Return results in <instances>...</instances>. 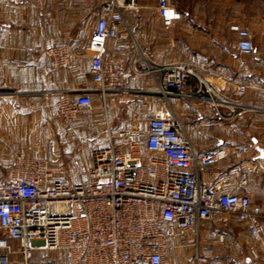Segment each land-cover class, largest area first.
Listing matches in <instances>:
<instances>
[{"label": "crops", "instance_id": "1", "mask_svg": "<svg viewBox=\"0 0 264 264\" xmlns=\"http://www.w3.org/2000/svg\"><path fill=\"white\" fill-rule=\"evenodd\" d=\"M102 2L0 0V148L12 159L26 152L49 160L81 161L92 150L107 147L120 131H138L146 139L144 122L163 110L179 118L198 156L230 151L229 157L213 166L192 168L201 182L209 186L219 182L225 191L262 200L264 0H188L187 4L171 0L181 18L170 27L159 15L158 0H136L137 10L124 11L119 37L109 43L121 47L110 54L123 70L124 86L123 91L108 94L106 106L90 73L94 54L87 49ZM233 23L250 31L256 49L253 56L237 57ZM60 45L74 54L68 68L54 67L45 53ZM176 63L191 65L195 74L185 76L181 89H169L165 68ZM206 79L216 102L210 100ZM239 84L247 86L243 97L230 91ZM61 93L72 99L87 94L94 108L81 112L67 126L56 118ZM221 96L238 100L245 113L234 116L217 103ZM241 146L249 152L237 158L234 151ZM75 165H69L70 170L76 171ZM199 235L200 248H214L207 264H264V239L258 245L259 259L252 262L251 235L236 218L205 221ZM171 244L167 264H191L193 249ZM36 255L41 262L30 264H70L64 252H52L49 258L40 252ZM10 261L24 264L20 254Z\"/></svg>", "mask_w": 264, "mask_h": 264}, {"label": "built area", "instance_id": "2", "mask_svg": "<svg viewBox=\"0 0 264 264\" xmlns=\"http://www.w3.org/2000/svg\"><path fill=\"white\" fill-rule=\"evenodd\" d=\"M135 1L104 0L89 39L87 49L94 54L90 73L104 106L110 92L123 91V70L110 54L121 47L109 43L119 37L124 11L137 10ZM158 11L166 27L181 18L171 0H158ZM230 30L238 37L237 57L253 56L256 49L250 31L240 23H233ZM45 53L56 68H68L74 57L64 45ZM165 69L169 89H181L185 76L195 74L184 63ZM204 82L210 100L216 102L208 80ZM230 91L243 97L247 86L239 84ZM217 103L234 116L245 113L238 100L221 96ZM93 108L87 94L72 99L61 93L56 118L72 126L81 112ZM142 133L146 139L138 131H120L107 147L92 150V163L81 183L59 178L45 158L17 154L10 180L0 184V264H11L14 254H20L24 264L39 263L37 252L45 258L64 252L70 264H167L173 242L193 249L191 264H207L214 248H200L201 223L231 217L248 229L253 241L249 250L256 262L264 239V197L257 201L233 194L219 182L209 186L192 170L213 166L229 157L230 151L198 156L179 118L163 110L144 122ZM248 152L241 146L234 155L242 158Z\"/></svg>", "mask_w": 264, "mask_h": 264}, {"label": "rangeland", "instance_id": "3", "mask_svg": "<svg viewBox=\"0 0 264 264\" xmlns=\"http://www.w3.org/2000/svg\"><path fill=\"white\" fill-rule=\"evenodd\" d=\"M19 153H26V152H19ZM17 153V154H19ZM16 154V155H17ZM29 154V153H26ZM91 154V153H90ZM90 154H88V159H82L81 161H72V159H69L67 157H65L64 159H53V160H49L46 157H37V158H45L47 159L51 166L53 167V169L58 171L59 174V178L61 179H68L73 183H81L87 176V169L88 166L90 165L92 158L90 156ZM14 159L11 158L10 154H6L4 148H0V184H6L12 175V170L14 167V163H15V157ZM31 155V154H29ZM6 156H8L6 158ZM32 156V155H31ZM36 157V156H33ZM62 158V157H61ZM74 162V164H76L75 166L78 168L76 169V171H72L69 168V165H71ZM12 167V170L8 173H6L7 170H9V168ZM6 169V171H5ZM194 253V251H193ZM192 258V257H191ZM190 258V260H191Z\"/></svg>", "mask_w": 264, "mask_h": 264}, {"label": "trees", "instance_id": "4", "mask_svg": "<svg viewBox=\"0 0 264 264\" xmlns=\"http://www.w3.org/2000/svg\"><path fill=\"white\" fill-rule=\"evenodd\" d=\"M179 4L185 3L187 4L188 0H177Z\"/></svg>", "mask_w": 264, "mask_h": 264}]
</instances>
